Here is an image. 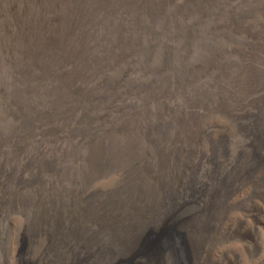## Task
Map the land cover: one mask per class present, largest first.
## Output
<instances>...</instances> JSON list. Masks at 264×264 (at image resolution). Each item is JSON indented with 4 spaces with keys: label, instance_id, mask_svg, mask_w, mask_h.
Wrapping results in <instances>:
<instances>
[{
    "label": "rangeland",
    "instance_id": "1",
    "mask_svg": "<svg viewBox=\"0 0 264 264\" xmlns=\"http://www.w3.org/2000/svg\"><path fill=\"white\" fill-rule=\"evenodd\" d=\"M263 135L264 0H0V264H93L69 247L73 209L138 193L126 191L137 178L167 200L95 264H141L140 237L167 227L179 264H264ZM103 156L124 165V181L84 197ZM183 179L201 185L195 202L182 200L192 194L177 188ZM58 198L63 229L49 218ZM18 204L29 226L47 221L48 237L28 226L10 238L3 219Z\"/></svg>",
    "mask_w": 264,
    "mask_h": 264
},
{
    "label": "bare ground",
    "instance_id": "2",
    "mask_svg": "<svg viewBox=\"0 0 264 264\" xmlns=\"http://www.w3.org/2000/svg\"><path fill=\"white\" fill-rule=\"evenodd\" d=\"M230 41V40H229ZM230 45L234 44H239L238 41L231 40L229 43ZM236 46V45H235ZM197 47V46H196ZM166 50H168L166 48ZM190 51V50H189ZM202 51V50H201ZM198 55V54H197ZM198 63V62H197ZM203 65V64H202ZM195 66V65H194ZM199 66V65H198ZM125 67V66H124ZM200 67V66H199ZM202 67V66H201ZM203 68V67H202ZM192 69V68H191ZM200 70V68H198ZM196 69V70H198ZM202 70V69H201ZM127 72V71H126ZM121 80V79H120ZM119 81V80H118ZM115 83V82H114ZM117 84V83H115ZM114 84V85H115ZM119 84V83H118ZM120 85V84H119ZM173 87V86H172ZM113 88V87H112ZM113 95V94H112ZM113 97V96H112ZM93 98V97H92ZM127 99V98H126ZM125 99V100H126ZM158 99V98H157ZM123 100V98H122ZM155 100V99H154ZM242 100V99H241ZM95 101V100H94ZM157 101V100H156ZM208 101V98L203 97L202 98V104L206 103ZM231 101V100H230ZM229 101V102H230ZM126 102V101H125ZM154 102V101H153ZM162 101L158 100L157 103L160 104ZM199 102V101H198ZM246 102V101H245ZM156 102H154L155 104ZM84 106V104H83ZM89 106V104H88ZM174 106V105H173ZM220 107V106H219ZM227 107V106H226ZM168 108V107H167ZM173 108V107H172ZM192 108V107H191ZM224 108V107H223ZM156 108L152 106L151 112H146L147 117L149 121L151 122L152 129L154 130V135H158L160 132L155 129V126H159V119L156 115ZM169 109V108H168ZM162 110V109H161ZM193 110V109H192ZM229 110V108H228ZM81 111V110H80ZM215 111V110H214ZM217 111V110H216ZM225 111V110H224ZM195 112V111H194ZM166 113V112H165ZM225 114V113H224ZM165 115V114H164ZM218 116V115H217ZM167 117V116H166ZM182 117V116H181ZM211 117V116H210ZM219 117V116H218ZM169 118V116L167 117ZM254 120V119H253ZM212 123V122H211ZM209 124V122H208ZM79 125V124H78ZM94 126V125H93ZM150 126V125H149ZM215 126V125H214ZM89 128V127H88ZM91 128V127H90ZM205 128V127H204ZM203 128V129H204ZM209 128V127H208ZM169 130V129H168ZM207 130V129H206ZM221 130V129H220ZM208 132V131H207ZM231 133V132H230ZM72 134V133H71ZM80 134V133H78ZM76 134V135H78ZM203 134V133H202ZM199 135V134H198ZM161 136V135H160ZM264 136V135H263ZM75 137V136H74ZM78 137V136H77ZM164 137V136H163ZM166 137V136H165ZM164 137V138H165ZM81 138V137H79ZM162 138V139H164ZM167 138V137H166ZM82 139V138H81ZM78 139V140H81ZM164 141V140H162ZM160 141V142H162ZM45 143V142H44ZM166 143V142H165ZM46 144V143H45ZM152 144V143H151ZM164 144V143H163ZM162 144V145H163ZM157 145V144H156ZM167 145V144H166ZM41 146V145H40ZM46 146V145H45ZM151 146V145H150ZM160 146L157 145L155 147L158 148ZM200 147V146H199ZM198 147V148H199ZM49 148V147H48ZM52 148V147H51ZM50 148V150H51ZM152 148V146H151ZM154 148V147H153ZM160 148V147H159ZM193 148V147H192ZM197 148V147H196ZM201 149V148H200ZM199 149V150H200ZM151 150V149H150ZM195 150V149H194ZM48 151V149L46 150ZM136 151L133 146L129 145L128 149L125 150L123 155L128 156L129 153ZM203 151V150H202ZM205 152V151H204ZM161 153V151H160ZM176 153V152H175ZM202 154V153H201ZM163 155V154H161ZM169 155V154H168ZM174 155V154H173ZM106 156V155H105ZM170 156V155H169ZM109 160L111 159V155H108ZM163 158V157H162ZM169 158V157H168ZM172 158V157H171ZM184 158V157H183ZM199 158V157H198ZM197 158V159H198ZM166 159V158H165ZM174 159V158H173ZM193 159V158H192ZM196 159V160H197ZM107 159V157H102L100 161L97 162V165L95 168H97V171L94 174L93 180L90 183V186L86 189L84 192L83 196L87 197L91 194H101L100 196H105L107 194L113 193L114 190L122 184L124 181V175H125V167L124 165H116V166H111L110 162ZM178 160V159H177ZM192 164V162H191ZM53 165V164H52ZM137 165V164H136ZM167 166V165H166ZM165 164L161 167L162 171H166L167 167ZM54 167L51 166V168ZM59 167V166H58ZM55 168V167H54ZM57 168V167H56ZM55 171V170H54ZM56 171H58L56 169ZM181 171V170H180ZM44 172L45 173H55L47 166H44ZM59 172V171H58ZM58 172L56 173L58 175ZM183 173V172H182ZM191 174V173H190ZM154 175V174H153ZM204 175V174H203ZM50 176V175H49ZM215 176V175H214ZM53 177V176H52ZM57 177V176H56ZM138 177V176H137ZM145 177V176H144ZM150 180V176H148ZM181 178V177H180ZM136 179V175H135ZM162 180V179H161ZM49 181V180H47ZM201 180H199L200 182ZM45 182V181H44ZM54 183V181H52ZM51 182V183H52ZM177 182V181H176ZM145 180L142 178H137V180L133 179V182L130 184V186L126 187V191H129L132 188V184L139 185L142 188L139 189L138 193H130V194H125L123 196L124 198H121V195H116L113 201H109L108 204H105L106 202L105 198L103 199H98L96 202L98 204L94 203L92 206L88 207H78L76 209H73L72 212V217L74 219L75 223V231L77 237L73 238L74 242L77 240V242L72 243L73 245H69V247L72 248V250L75 252L76 255H79V252L82 254V256L86 259H92L94 258L93 264L96 262H100L102 260L107 261L110 258L114 252L120 253L121 251H124L125 246L128 243H130V239L127 238L128 233L132 231L134 228L133 225L136 224V222L142 221V219H145L152 215H154L158 210L159 207L158 205V200L165 201L166 196L161 195L160 192L154 191V189L150 188H145ZM189 183V181H188ZM186 183L185 179L182 180V183L178 185L177 188L180 189V191H184L185 189H188V184ZM191 183V182H190ZM1 184V183H0ZM46 184V183H45ZM56 184V183H55ZM194 187L190 185L191 188V195H189V192L186 193L185 198L182 199L183 201H191L195 202L194 200L197 197V194H194L195 191L198 190V188L201 186L199 183H196ZM52 185V184H51ZM59 185V184H58ZM175 185V183H174ZM6 186V185H5ZM54 186V184H53ZM57 186V185H56ZM79 185L75 183V187L78 189ZM7 187H9L7 185ZM15 187V186H14ZM52 187V186H51ZM50 187V188H51ZM135 187V186H134ZM133 187V188H134ZM147 187V186H146ZM165 184L163 183L162 186V191H164ZM174 187V186H173ZM171 189V188H170ZM79 190V189H78ZM76 190V191H78ZM177 190V189H176ZM121 191V190H120ZM161 191V192H162ZM189 191V190H188ZM92 192V193H91ZM122 192V191H121ZM78 193V192H77ZM128 193V192H127ZM165 193V192H164ZM176 193V192H175ZM122 194V193H121ZM1 195V193H0ZM82 195V194H81ZM45 196V195H44ZM182 196V195H181ZM2 197V196H1ZM60 198V197H59ZM53 206L52 209L50 210V220L51 221H57L58 223H62V228L63 229L66 226V218L65 215H61V209H60V203L59 199ZM62 198V197H61ZM90 198V197H89ZM103 198V197H102ZM126 198V199H125ZM11 199V198H10ZM65 199V198H64ZM74 199V198H73ZM170 199V197H169ZM43 200V199H42ZM66 200V199H65ZM108 200V198H107ZM146 200H149L151 203V206L149 208L147 206H144L141 208L142 204ZM167 200V199H166ZM198 200V199H197ZM87 201V200H86ZM85 201V202H86ZM171 201V200H170ZM173 201V200H172ZM179 201H181V198H179ZM12 202V201H11ZM10 202V203H11ZM40 201H38L39 203ZM61 202V201H60ZM63 202V200H62ZM61 202V203H62ZM67 202V201H66ZM182 202V201H181ZM36 203V205H38ZM149 203V204H150ZM166 203V202H165ZM171 203V202H169ZM187 203V202H186ZM13 204V203H12ZM11 204V205H12ZM77 204V203H76ZM92 203H89V205ZM138 204H141V206H138ZM10 205V204H9ZM15 204H13L14 206ZM30 205V203L28 204ZM27 205V206H28ZM161 205V204H160ZM164 205V204H163ZM25 206L26 205H19L16 206V208H13L11 211H9L7 219H3L8 221V224L10 226V238H16V237H21L25 231H27V228L29 226V217L25 212ZM26 206V209H27ZM40 206V205H39ZM170 206V205H169ZM175 206V205H174ZM35 207V206H34ZM190 207V205H189ZM11 208V207H9ZM164 208V207H163ZM39 209V208H38ZM37 209V210H38ZM65 210V208L63 207ZM68 209V208H67ZM66 209V211H67ZM169 209V208H168ZM173 209V208H172ZM191 209V208H190ZM176 210V209H175ZM36 211V210H35ZM40 211V210H39ZM186 211V210H185ZM67 213V212H66ZM70 213V209H69ZM191 213V212H190ZM6 214V213H5ZM180 214V213H179ZM185 214V213H184ZM164 215V214H163ZM168 215V214H166ZM3 216V215H2ZM36 216V215H35ZM169 216V215H168ZM177 216V215H176ZM184 216V215H183ZM184 218V217H183ZM33 219V218H32ZM146 219V221H147ZM72 220V219H70ZM156 220V219H155ZM161 220V219H160ZM152 221V220H151ZM159 221V220H158ZM71 222V221H70ZM169 222V221H168ZM33 223V222H32ZM72 223V224H74ZM147 224V223H146ZM5 225V224H4ZM148 225H150L148 223ZM58 226V225H57ZM70 226V225H69ZM145 226V225H144ZM147 226V225H146ZM4 227V226H3ZM154 227V226H153ZM31 229L30 232L33 233L34 238L37 236H40L42 233H46L48 237V231L49 226L47 225V221L41 219V218H36L34 219V224L33 226H29ZM155 228V227H154ZM170 227H167L161 234L160 239L157 241H146L143 237H140V240L138 242V256H140L142 263L141 264H179L181 258H182V247L181 244L177 241V233H174L173 231L169 230ZM1 229V228H0ZM4 229V228H3ZM2 229V232L4 233ZM6 230V229H5ZM4 230V231H5ZM70 231V230H69ZM60 232V231H59ZM68 232V231H67ZM140 232V231H139ZM144 233V232H143ZM180 233V232H179ZM178 233V234H179ZM9 234V233H8ZM139 234V233H138ZM141 234V233H140ZM1 235V234H0ZM3 235V234H2ZM6 235V234H5ZM45 236V235H44ZM43 236V237H44ZM139 236V235H138ZM32 237V235H31ZM30 237V238H31ZM42 237V238H43ZM45 237V238H47ZM38 238V237H37ZM36 238V239H37ZM41 238V239H42ZM53 238V237H52ZM61 238V237H60ZM56 239L58 241L60 239ZM181 238V237H180ZM59 242H55L57 246L59 247L62 244H65V240L68 238L66 236H62ZM72 239V238H71ZM48 240V239H46ZM148 240V239H147ZM17 241V240H16ZM31 241V240H30ZM33 241V240H32ZM138 241V240H137ZM13 242V241H12ZM47 242V241H46ZM49 242V241H48ZM18 243V242H17ZM52 243V242H51ZM70 243V242H69ZM16 244V243H15ZM19 244V243H18ZM16 244V245H18ZM47 244V243H46ZM15 245V246H16ZM45 245V243H44ZM53 246V244H52ZM56 246V247H57ZM111 246L115 248L114 250H111ZM137 246V245H136ZM44 247V246H43ZM54 247V246H53ZM67 247V245H66ZM17 248V246H16ZM58 249V248H57ZM63 249V246H62ZM66 249V248H64ZM69 249V248H68ZM132 249V248H131ZM130 249V250H131ZM235 249V248H234ZM61 250V249H60ZM134 250V249H133ZM67 251V249L65 250ZM70 251V250H68ZM246 251V250H245ZM60 252V251H59ZM187 252V251H186ZM48 253V252H47ZM63 253V251H61ZM65 253V252H64ZM67 254V252L65 253ZM72 254V252L70 253ZM69 254V255H70ZM64 255V254H63ZM81 257V255H79ZM118 257V256H117ZM75 259V258H74ZM113 260V259H111ZM104 263V262H103ZM106 264V263H105ZM110 264V263H109Z\"/></svg>",
    "mask_w": 264,
    "mask_h": 264
}]
</instances>
